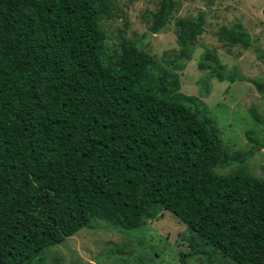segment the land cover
Here are the masks:
<instances>
[{
	"label": "trees",
	"instance_id": "16d2710c",
	"mask_svg": "<svg viewBox=\"0 0 264 264\" xmlns=\"http://www.w3.org/2000/svg\"><path fill=\"white\" fill-rule=\"evenodd\" d=\"M109 6L0 0V264H36L95 220L129 232L163 210L192 232V250L167 264L203 254L215 264L209 247L237 264H264V179L245 167L264 140L250 129L248 149L231 152L208 107L180 91L177 72L155 70V57L125 36L109 53L101 26ZM175 8L160 0L149 31H162ZM174 23L179 57L190 58L204 17ZM218 37L252 46L242 23ZM199 68L251 82L264 98V80L226 71L216 49ZM250 114L264 124L254 107ZM234 162L243 166L216 171Z\"/></svg>",
	"mask_w": 264,
	"mask_h": 264
},
{
	"label": "rangeland",
	"instance_id": "374dc122",
	"mask_svg": "<svg viewBox=\"0 0 264 264\" xmlns=\"http://www.w3.org/2000/svg\"><path fill=\"white\" fill-rule=\"evenodd\" d=\"M173 20L160 32L149 31L148 14L156 11L160 0H109L108 15L101 26L107 34L106 47L113 53L122 36L140 42L156 59L155 70L177 72L181 92L198 97L207 106L219 127L220 137L234 151L248 149L247 131L252 129L264 140V124L250 114L254 107L264 116V98L248 81H219L208 70L199 68L204 53L216 49L226 71L264 80V0H175ZM201 15L204 32L188 50L190 58H180L176 18ZM242 23L252 46L228 45L219 40L218 31ZM178 66V67H177ZM243 165L237 162L216 168L219 174L234 173ZM246 170L264 179V147L245 163ZM192 232L167 210L160 211L138 230L124 232L105 220L93 221L59 245L45 249L36 264H167L180 262V253L189 252ZM112 255H109L113 250ZM215 264H237L220 251L209 247ZM40 259V260H39ZM206 256L187 258V264H206Z\"/></svg>",
	"mask_w": 264,
	"mask_h": 264
}]
</instances>
